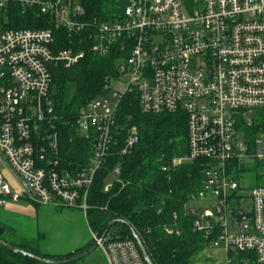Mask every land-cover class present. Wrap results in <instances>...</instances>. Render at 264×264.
Instances as JSON below:
<instances>
[{"label": "built area", "instance_id": "obj_1", "mask_svg": "<svg viewBox=\"0 0 264 264\" xmlns=\"http://www.w3.org/2000/svg\"><path fill=\"white\" fill-rule=\"evenodd\" d=\"M15 7L40 18V26L9 27ZM112 15L91 19L79 0H0V207L25 201L86 216L98 170L114 148L125 155L139 140L135 126L118 124L121 102L129 97L143 113L181 111L187 117L188 152L172 157L169 168L208 161L202 186L186 205L193 230L213 237L195 264H264V168L258 169L264 131L251 147L236 129L239 117L252 126L264 109V0H126ZM58 31L68 36V47L57 45ZM111 52L118 54L115 75L85 101L74 124L91 142L89 161L63 166L48 117L52 68ZM253 165L256 184L246 189L240 169ZM119 175L118 163L105 178V191ZM203 200V206L194 204ZM89 229L107 264H147L134 239ZM219 248L222 258L208 253L198 261Z\"/></svg>", "mask_w": 264, "mask_h": 264}, {"label": "trees", "instance_id": "obj_2", "mask_svg": "<svg viewBox=\"0 0 264 264\" xmlns=\"http://www.w3.org/2000/svg\"><path fill=\"white\" fill-rule=\"evenodd\" d=\"M79 1L84 4L89 18L99 17L102 20L114 17L112 14L120 12L126 4V0ZM9 18L8 26L12 28H34L41 24L40 18L30 12L22 13L18 7L9 12ZM56 36L59 48L68 47L69 38L64 32L58 31ZM117 55L111 52L107 57H97L87 53L73 67L59 65L52 68L48 117L52 131L58 135L63 166L77 168L89 161L91 142L77 134L74 124L85 101L101 94L105 80L115 75ZM117 119L125 129L135 126L139 140L125 155L114 148L105 167L98 170L89 193L87 223L97 233L136 241L127 224L120 221L114 225L110 223L114 219L125 220L140 237L153 264H192L194 256L203 251L213 237L194 231L192 216L186 211L189 195L198 192L202 186L203 171L208 161L197 159L169 168L172 157H183L188 152L187 117L181 111L155 115L143 113L139 104L128 97L121 102ZM236 129L245 134V140L252 147L255 136L264 131V109L255 113L252 126H247L239 117ZM125 131L119 137L120 144ZM118 163L120 181L114 182L112 188L105 191V178ZM164 166L168 170H164ZM260 168H264V162H261ZM240 170L249 172L251 168L243 166ZM0 225L5 227L0 235V264H38L45 259L67 260L66 264H71L74 260L70 258L94 247L90 241L67 255H51L41 250L42 233L31 240L19 236L14 227L4 223ZM165 226L177 228L180 233L168 234ZM5 243H12L18 251L9 249ZM22 251L36 257L24 255Z\"/></svg>", "mask_w": 264, "mask_h": 264}, {"label": "rangeland", "instance_id": "obj_3", "mask_svg": "<svg viewBox=\"0 0 264 264\" xmlns=\"http://www.w3.org/2000/svg\"><path fill=\"white\" fill-rule=\"evenodd\" d=\"M250 168L249 172L242 171V178H240L241 186L246 189L254 187L257 180L253 172L255 166L253 165ZM258 169H261L260 165ZM21 202L23 205L29 204L25 201ZM194 204L203 206L206 202L203 200ZM32 206L37 212L34 216H10V218L5 219L0 217V223H4L5 226L14 227L19 236L28 237L31 240H35L42 233L43 235H41L40 239L41 250L51 255H67L71 251L85 246L88 242H92L90 226L82 210L71 207H51L41 204ZM0 213H4V215L7 213L5 212V207L0 208ZM5 216H9L8 213ZM208 253L217 259L222 258L225 254L224 250L220 248L208 249L198 261H203ZM70 259L74 260L71 261L73 262L71 264H107L105 254L99 249L90 251L83 258L77 259V256H75ZM195 262L196 259L193 260L192 264H195ZM38 264L54 263L41 261ZM56 264H66V262ZM201 264H206V262H201Z\"/></svg>", "mask_w": 264, "mask_h": 264}, {"label": "water", "instance_id": "obj_4", "mask_svg": "<svg viewBox=\"0 0 264 264\" xmlns=\"http://www.w3.org/2000/svg\"><path fill=\"white\" fill-rule=\"evenodd\" d=\"M117 221H120V222H122V223H125V224H127V225L131 228L132 233H133V236L135 237V239H136V241H137V243H138V246H139L141 252L143 253L144 259L146 260L147 264H153L152 261L150 260L149 256H148L147 252H145V249H144V246H143V243H142L140 237H138V235L136 234V232H135V230L133 229V227L131 226V224H130V223H127L125 220H120V219H114V220H112L110 223H111V225H114V223L117 222ZM4 231H5V227L0 225V235L3 234ZM5 245H6L9 249H11V250H13V251H18L17 248H15V246H14L12 243H10V244H9V243H5ZM94 249H95V248L93 247V248H91L89 251H85V252L81 253L80 255L77 256V259H78V258H83V257H85L90 251H93ZM22 253H23L24 255L27 254V255H29V256L36 257V255H33L32 253L27 252V251H25V252L22 251ZM45 261H46V262H51V263H54V264H56V263L67 262V260H57V259H55V260H52V259H45Z\"/></svg>", "mask_w": 264, "mask_h": 264}, {"label": "crops", "instance_id": "obj_5", "mask_svg": "<svg viewBox=\"0 0 264 264\" xmlns=\"http://www.w3.org/2000/svg\"><path fill=\"white\" fill-rule=\"evenodd\" d=\"M22 202H13V203H9V205L5 206V212L8 213L9 216H5L4 213H0V217L2 219L5 218H10V216H16V217H24L27 215L30 216H34L36 212V210L34 209V207L31 204L28 205H23L21 204ZM0 208H4V207H0Z\"/></svg>", "mask_w": 264, "mask_h": 264}]
</instances>
